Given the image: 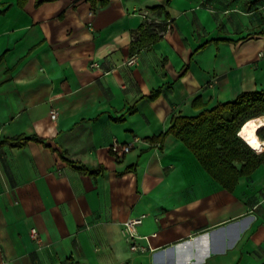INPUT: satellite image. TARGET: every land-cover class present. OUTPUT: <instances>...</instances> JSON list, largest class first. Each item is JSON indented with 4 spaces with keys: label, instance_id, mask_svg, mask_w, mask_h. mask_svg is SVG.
<instances>
[{
    "label": "crops",
    "instance_id": "crops-1",
    "mask_svg": "<svg viewBox=\"0 0 264 264\" xmlns=\"http://www.w3.org/2000/svg\"><path fill=\"white\" fill-rule=\"evenodd\" d=\"M262 88L264 0H0V264H264V159L229 191L152 141Z\"/></svg>",
    "mask_w": 264,
    "mask_h": 264
},
{
    "label": "trees",
    "instance_id": "trees-1",
    "mask_svg": "<svg viewBox=\"0 0 264 264\" xmlns=\"http://www.w3.org/2000/svg\"><path fill=\"white\" fill-rule=\"evenodd\" d=\"M151 10L160 13L163 7L156 6ZM165 29V22L145 23L132 32V43L138 41L146 45L154 42ZM158 92L159 89L152 91L150 97H155ZM192 105L203 106L200 97H196ZM260 116H264V88L242 91L235 98L219 101L195 115L173 116L168 129L153 137L152 141H162L168 134L178 138L204 170L222 187L231 191L240 176L252 173L264 159V150L255 152L239 135L245 125ZM256 134L264 139V127H260ZM27 139L15 136L7 142L12 146H20Z\"/></svg>",
    "mask_w": 264,
    "mask_h": 264
},
{
    "label": "built area",
    "instance_id": "built-area-1",
    "mask_svg": "<svg viewBox=\"0 0 264 264\" xmlns=\"http://www.w3.org/2000/svg\"><path fill=\"white\" fill-rule=\"evenodd\" d=\"M92 66H96V63H91ZM52 118L55 117V113L52 111L51 115ZM134 140H137V138H135ZM132 147L131 143H120L118 142L116 139L113 140L112 144L110 145V149L117 155V156H121L123 153L127 152L130 150V148ZM143 214L139 215L138 217H131L126 219L123 222V228L126 232L127 235V239L129 240H135L137 239L139 236L136 235L135 232V226L139 223H141L142 218H143ZM29 235L32 239L34 240H39V236H38V231L35 227L30 228L29 230ZM131 248L133 249H141L143 250L144 247L142 246H138L135 243L131 244Z\"/></svg>",
    "mask_w": 264,
    "mask_h": 264
},
{
    "label": "bare ground",
    "instance_id": "bare-ground-1",
    "mask_svg": "<svg viewBox=\"0 0 264 264\" xmlns=\"http://www.w3.org/2000/svg\"><path fill=\"white\" fill-rule=\"evenodd\" d=\"M262 126H264V119H260L253 124H247L240 130L241 137L255 152L264 149V140L259 139L256 135V131Z\"/></svg>",
    "mask_w": 264,
    "mask_h": 264
}]
</instances>
